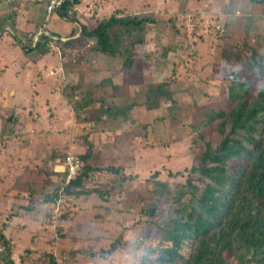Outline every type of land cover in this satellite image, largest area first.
<instances>
[{"label":"rangeland","instance_id":"1","mask_svg":"<svg viewBox=\"0 0 264 264\" xmlns=\"http://www.w3.org/2000/svg\"><path fill=\"white\" fill-rule=\"evenodd\" d=\"M198 1L206 2L195 0L196 6ZM3 3L1 0L2 10ZM80 6L75 16L90 27L113 13L120 16L151 13L157 24L148 25L147 42L136 48L137 58L132 67L123 66L122 58L91 51L88 46L63 50L53 42L59 47H54L53 53L61 57L66 78L63 75L60 79L51 78V86L44 72L58 69L57 56L37 61L42 67L46 63L44 72L37 68L17 77L14 70L26 66L15 63L22 44L9 47L5 38L0 41V84L8 87L0 90V120L7 136L0 139V228L3 220L19 214L21 219L16 225H29L32 216L40 223L41 233L34 231L37 234L29 236L11 229L17 241L14 259L18 262L30 257L32 251L27 247L33 236L38 239L36 264H50V254L58 264H134L141 261L142 256L138 255L141 249L146 252L156 245L157 241L150 238L161 233L155 225L157 218L147 221L141 212L160 196L156 182H165L171 189L186 182L192 165L198 163L195 155L205 148L197 138L198 128H193L203 118L199 107L225 106L227 67L231 79L234 75L246 79L253 64L252 49H257L258 59L259 55L264 56V6L251 0H212L207 18L200 10L186 9L184 0H81ZM242 9H247L246 13ZM238 10L240 15L236 14ZM58 15L54 13L44 25L43 16L39 29L70 35L78 25ZM7 31L19 38L15 29L10 27ZM25 39L26 36L19 40L25 43ZM108 69L113 73L111 78L120 79L119 83L113 88L112 84L95 86L94 92L104 98V106L136 104L127 117L104 113V107L87 110L86 106H80L79 101L92 88V81L79 91L70 87L78 77L83 82L90 70H106L105 76L109 77ZM95 78L105 79L102 73ZM157 81L169 82L166 88L173 92L176 102L163 97L159 107L149 109L145 106V92L149 84ZM6 84H13L18 91ZM67 91L75 95L72 101ZM102 115H107L105 123L98 121ZM112 125L118 128V136L107 139L99 133ZM203 132L213 145L219 142L220 136L213 129L203 128ZM92 133L94 142L102 145L98 158H93L91 164H114L121 170L118 174L92 172L86 187L98 186L108 191L104 197L95 193L89 197L61 195L60 189L63 215L53 227V205L59 197L52 204L39 202L57 184H63L66 154L80 155L86 151L89 140L86 137ZM193 181L201 184L197 176H193ZM161 197L159 214L167 215L170 195ZM29 204L35 205L33 210L26 209ZM148 231L149 238L142 241ZM120 236L119 247L103 255L102 249L109 248Z\"/></svg>","mask_w":264,"mask_h":264},{"label":"trees","instance_id":"2","mask_svg":"<svg viewBox=\"0 0 264 264\" xmlns=\"http://www.w3.org/2000/svg\"><path fill=\"white\" fill-rule=\"evenodd\" d=\"M253 1L264 4V0ZM80 3L81 0H64L57 12L63 18L80 23L79 36L61 40L42 33L35 43L31 39L27 44L23 42L25 50L45 55L52 51V42L55 41L63 50L76 45L88 46L91 51L122 58L123 66L132 67L137 58L136 48L147 42L148 25L157 24L153 14L120 16L113 13L89 27L76 18L75 11L70 12ZM257 53L253 48L249 77L239 79V75H234L233 79L227 80L228 102L225 106L199 107L203 118L193 128H198L197 138L205 148L195 155L198 163L192 165L186 182L178 183L174 189L165 182H156L160 196L141 212L147 221L157 218L155 225L161 233L150 238L157 243L147 249L140 264H264V56L259 55L258 59ZM227 57L229 59V56L224 58ZM108 83L104 79L96 85L104 87ZM168 86V81L149 84L145 106L149 109L159 107L163 97L175 101L173 92L166 88ZM70 87L76 91L80 89L78 85ZM67 94L72 101L75 95L71 91ZM90 96L88 104L101 99L88 88L79 104ZM103 103L104 113L123 117H127L136 106L133 103L104 106ZM203 128L219 134L216 145L207 139ZM2 131L5 133L4 126ZM87 141V150L78 155L82 162L80 172L66 183V170H62L65 184H57L40 204H52L59 197L60 189L74 196L96 193L104 197L108 192L100 187L88 188L86 183L92 172L118 174L121 167L87 163L92 150L91 141ZM193 176H197L201 184L195 183ZM162 194L170 195L167 215L159 214ZM25 207L33 210L35 205ZM145 235L142 241L149 238V231ZM121 239L122 236L116 238L109 248L102 249V254L113 253ZM14 246L11 235L7 236L0 228V264H17L13 256ZM50 261V264H58L52 254Z\"/></svg>","mask_w":264,"mask_h":264},{"label":"crops","instance_id":"3","mask_svg":"<svg viewBox=\"0 0 264 264\" xmlns=\"http://www.w3.org/2000/svg\"><path fill=\"white\" fill-rule=\"evenodd\" d=\"M184 1H185V4L187 5V8L186 9H190V10L197 9V10H200V11H202V13L205 16V18L208 17L209 13H211L210 12V7H211V4H212V0H206V2L205 1H198V3H199L198 6H196L194 4V3H196L195 0H184ZM251 1L253 3H255L256 5L264 6V4H261V3H258V2H254L253 0H251ZM207 2H209L210 4L207 3ZM3 4H4V9H3L4 10V13H3V10L1 9V5H0V41L3 38H5V43L9 47H12V46L15 47L16 45L17 46L18 45H21L23 42L21 40H19V39H20V37H24V36L27 37V39H25V43L27 44V43H29V40L30 39L33 40V42H35V40L38 39V37L42 33L50 34L52 37H54V39L61 38V40H65V39L70 38V37H73L74 38V37H77V36H79L81 34V25L78 22H75V23L79 26V28H78V26L77 27L75 26L72 29L70 35H68V36H62L59 33H57L56 31H51L49 29L42 30L41 31V29H39V24H40V19L43 18V16H44V18H43V25H44V21L46 22V15H47V11H46V0H35V1L34 0L33 1L32 0H10V1L9 0L8 1L7 0H4V3ZM75 7H76L75 12L78 11L81 8L80 4H77ZM234 9H236V8H234ZM246 10L247 9H242L243 14L246 13ZM5 12L6 13L9 12V13L6 14ZM240 13L241 12H239V10L236 12L237 15H240ZM58 16L60 17V15H58ZM223 17H224V15H223ZM64 19H66V18H64ZM49 20H47V21H49ZM9 21H11V23H8ZM85 23L88 25L87 22H85ZM10 27L13 28V29H15L19 33V38L16 37L13 32L7 31V29L9 30ZM73 32H75V35L71 36V34ZM8 35H13L14 37L12 38L11 36H8ZM229 37H231V36H229ZM52 45H53L52 46V51H50L49 53H47L45 55H39L37 51L25 50V48L21 45L22 52L23 53L20 51V55L17 56V59H16L17 62H15V63H17L19 65V67H21L23 65H26V66H23L25 68H22V69L19 68L20 70L15 69L14 72H13V74L18 77V76L22 75V73H23V75L25 76L28 72L32 71L33 69H37V68L38 69L39 68L42 69L43 72H44V68H46V66H47L46 63H44V65L42 67L41 65H39L37 63V61H39V60H41V62H42V60L45 61L48 58L49 55H54L55 54V53H53L54 47L55 48H59V47L57 45H54L53 42H52ZM17 53H19V52H17ZM54 56H57L58 57V60H59V67H58V69L54 67L53 69H50L47 74H46V72H44V75L48 79V82L47 83H48L49 86H51L50 85L51 83L49 84V82L51 81V78H53V80H55L56 78L57 79H60V77L62 75L64 76V78H66L65 77V74L63 72V69L61 68V66H62L61 57H59L57 54L54 55ZM10 64H11V61H10ZM11 65H13V64H11ZM29 65H33V66L29 67ZM90 65H91V63H90ZM108 70H110L109 72H107L109 77L105 76L106 75V70L105 71H98V72L90 70L89 71L90 73L89 72L87 73V75H86V77H85V79H84L83 82L80 81L79 80V77H78L77 78V81H75V84L70 85V86L78 85L80 88L83 89L86 85H88L92 81V83H90V87H92L90 90L93 92V94L95 96H97L98 98H101L100 100L91 102L88 105V102L91 100V96H90L80 106H86V109L87 110L92 109L93 106L96 109L98 107H101L102 106V103L104 102V98L103 97H99L98 96L99 94H97V92H94L96 90V88L93 89V87L97 86L96 84L99 83V82H101L102 80L101 79H98V78H95V75L102 73L104 75V78L107 77L105 79L106 80L108 79V82H109L108 84H112V88L115 87L119 83V80H120V79L115 78V77H112L111 78V76H112L111 74H113V73L111 72V69H108ZM25 71H27V73ZM116 73L117 72H115L114 75ZM115 76H117V75H115ZM157 82H160V81H157ZM6 85H8V86L11 85V87L13 88L12 89L13 91H16V90L18 91V89H15L14 88V85L13 84H6ZM0 86H2V85L0 84ZM128 87H130V86H128ZM7 88L8 87L4 85V86L0 87V90L1 89H7ZM98 88H102V87L101 86H98ZM47 90H49V87L47 88ZM49 91L53 95H56L57 96V92H55V91H53L51 89ZM17 96L19 97L20 94L17 95ZM18 97H15V98L17 99ZM57 97H56V99H57ZM76 97H77V95H76ZM111 97H113V96H111ZM31 98H32V96H31ZM102 99H103V101H102ZM18 100H20V99L18 98ZM46 100L48 102L51 101L50 98H48ZM108 101H112V100L108 99ZM113 101H115V99ZM81 112H83V111H81ZM117 116H119V115H115L114 117L117 118ZM104 119H107V115L100 116L98 121L100 123H105V122H103ZM1 121L2 120H0V139L2 137H5L6 136V134L3 133V131H2V127L3 126L1 124ZM117 121L118 120L116 119V122ZM113 126L114 125H112L111 127H108V129H107L106 132L105 131H100L99 133H101V135L104 136L107 139H113L115 135L116 136L119 135L118 128L117 127L114 128ZM82 128H86V125H82ZM96 137L98 138L99 136L97 135ZM88 139L92 143V150H91V158L88 160L87 163H90L91 166H95L94 164H91V161H93V158H98V155L100 154L99 149H100V146L102 145V143H100V142L95 143L94 142V140H96L95 139V133L90 134V136H89ZM113 149H116V148L114 147ZM84 152H85V150H84ZM18 153H19V150H18ZM98 165H105V164H98ZM112 165H114V164H112ZM96 187H98V186H96ZM90 195H86V196L89 197ZM93 195H94V193H93ZM91 198H93V197H91ZM3 200H5V198H3ZM83 209L84 208L81 207V210H83ZM83 211L86 212L87 210H83ZM31 215H33V214L31 213ZM19 219H21L20 214H19V216H16V217L14 216V218H12V219L3 220L2 222L5 223V226H3V224L1 226V228H3L4 233L7 236L8 235L9 236L11 235L12 241H13L14 245L17 243V241L15 242L16 239L14 240V236L12 234V231L13 230H15V231H22L24 234H27L28 236L30 234L31 235L32 234H35V233L37 234V232H34V231H39L41 233V231L38 228V225L40 223L36 220V218L34 216H32L30 218V220H29L30 224L29 225H26V223H23L21 225H19V224L16 225L15 223H19V221H20ZM11 229H12V231H11ZM33 240H34V242H32ZM29 242H30L31 245L29 247H27V249L28 250L30 249L32 251L31 254H30V257L32 259L30 257H28L23 262H17V260H16L17 264H36L35 263L36 262L35 260L37 259V256L39 255L38 254L39 253L38 252L39 249H38V246H37L38 239L37 238H33V236H32L31 239L29 240ZM13 250H15V246H14V249ZM13 256H14V252H13ZM20 261H21V259H20Z\"/></svg>","mask_w":264,"mask_h":264},{"label":"built area","instance_id":"4","mask_svg":"<svg viewBox=\"0 0 264 264\" xmlns=\"http://www.w3.org/2000/svg\"><path fill=\"white\" fill-rule=\"evenodd\" d=\"M63 2H64V0H46V11H47L46 21L49 20L54 13L58 12V9L61 8ZM74 9L76 10V7H74ZM75 10H71L70 12L75 11ZM218 28H219V26H218ZM36 41H37V39L35 40V42ZM81 169H82V162H81L78 154H74L71 152L66 154V156L64 158V162H63V170H66V175H65L66 183H68L71 179H73L80 172ZM63 194H65V193L64 192L61 193V195H63ZM61 198H62V196H59L56 204L53 205L54 209H53V213L51 216V221L53 223L52 224L53 227L56 226L58 218L62 214V211H61V208L59 205V204H61Z\"/></svg>","mask_w":264,"mask_h":264},{"label":"clouds","instance_id":"5","mask_svg":"<svg viewBox=\"0 0 264 264\" xmlns=\"http://www.w3.org/2000/svg\"><path fill=\"white\" fill-rule=\"evenodd\" d=\"M227 76H228V79L230 80L231 77L229 75L228 67H227ZM138 255L143 256V255H146V253L144 252L143 249H141L140 252L138 253ZM134 264H140L139 260L135 261Z\"/></svg>","mask_w":264,"mask_h":264}]
</instances>
